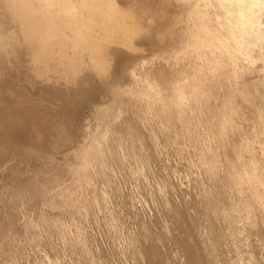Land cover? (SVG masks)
<instances>
[{
	"label": "bare ground",
	"instance_id": "6f19581e",
	"mask_svg": "<svg viewBox=\"0 0 264 264\" xmlns=\"http://www.w3.org/2000/svg\"><path fill=\"white\" fill-rule=\"evenodd\" d=\"M1 1L3 4L1 15L5 17L4 20L12 25H17L12 28L11 55L5 48L0 50L1 81L7 82L15 78L12 77V72L19 70L23 74V79L21 77L19 81L28 84L33 90L39 83L46 84L54 97L59 80L70 81L85 66L83 62L86 63V61L83 60L81 49L87 55L88 67L105 79L115 94V99L110 104L97 105L101 116H112L115 121L112 123H107L109 122L107 121L106 124H102L105 127H102L101 124L98 125L93 135L87 137L82 143L76 155L79 161L70 166V173L74 176L73 181L64 184L61 176L57 175L52 185L36 184L31 191H28V195L23 193L21 196L23 204L26 199L29 202L41 199L54 211H68L73 214L88 213L90 196L98 195L96 187L91 185L97 175L94 171L97 172L95 167L98 161L103 160L106 155L116 158L119 155L118 147L122 146L123 139L129 140V142L132 140L131 146L139 142V146L144 143H141L143 135L140 131L142 130H137L133 124L132 117L136 114L148 119H158V126L169 133L171 142L174 144L175 142L178 144L181 137L183 139L189 137L193 140L196 136L195 142H199L203 138L205 147L199 146L203 149L199 151L198 157L200 155L205 171L211 175L210 177L214 176L219 179V167L220 165L224 166L222 162L220 164L222 156L223 161L226 162V170L224 169L226 173L223 174L225 176L221 175L223 176L221 179L223 178L224 184L226 182L228 185L226 188L231 187L228 189L241 192V194L245 186L246 189H248L247 187L250 189L244 191L250 193L251 190L252 199L248 198L247 194V196L240 194L244 197L242 200H245V197L248 199L247 202L241 201L245 203L241 208L245 210L244 217H247L243 221H247L256 229V224L260 219L262 222L260 226L264 227L262 226V224L264 225V160L256 156L255 143L252 142L250 134H247L250 131L248 132L247 129L246 132L240 125L245 120L243 106L251 102V88L257 87L259 85L257 83L263 80L253 81L251 78L244 77L245 73L242 74V72L251 63L254 64L253 62L258 61L255 50L256 52L260 51V55L257 57L260 60L263 59L260 67H264V31L262 32L264 28V0ZM177 36H180L182 40L179 45L174 41ZM137 38H145L150 42L149 44L146 42L138 44L136 43ZM165 45L167 48H164ZM157 46L167 50L169 55L167 60H163L162 63L152 67L144 74L137 72V63L128 65L124 69L125 75L129 78L128 83L123 82L122 77L114 73V61L119 49L126 48L133 51L139 49L144 52L153 50ZM142 63L146 64L147 58H144ZM247 63L249 65H246ZM5 85L7 84L5 83ZM21 103L19 101L20 105ZM260 110L259 121L262 120V130L264 131V113L263 109ZM129 111L133 115H128ZM121 117L124 119H121V122L119 121L117 124L116 119L118 121ZM239 118L244 119L239 123ZM143 125L145 124L143 123ZM198 136L201 138H197ZM140 139L141 141H138ZM154 140L152 142H155ZM118 143H120L119 146ZM258 144L264 154V143ZM221 183L223 182L221 181ZM222 185L221 187L224 189L225 185ZM90 186L93 189L89 194L88 187ZM229 190L227 191L228 195L233 193ZM20 192L19 190L18 193ZM222 192L218 196L215 195L213 201L208 203V208L210 213H213L212 216L219 215L231 225L232 217L237 214L232 212L235 209L232 210L229 207L231 210H228L229 208L226 210L224 206L220 205L223 204V198L227 195L226 190L224 193ZM209 193L206 195L209 196ZM209 197L212 200L213 195ZM202 199L204 200V198ZM232 200L227 199L228 202L233 203ZM224 202L226 201L224 200ZM204 203L206 204V201ZM204 203L201 205L208 206H205ZM22 205L20 206L23 207ZM230 205L228 204V206ZM237 209L239 210V207ZM40 219H43L44 223L48 221L51 225L58 227L63 238H69L67 228L69 223L66 224L61 215L46 218L45 213H41ZM233 219H235L234 223L238 218ZM146 224L149 225V223ZM210 226L206 239V242L210 241L208 250L207 246L206 248L201 245L200 239L193 238L192 233L187 235L188 238L185 237L182 242L180 241L183 247L181 258L183 264H221L219 246L223 243V237L235 239L237 231L232 227L233 230L230 229L227 234L225 232L223 235L215 227L217 224L214 225L212 222ZM242 227L244 226L242 225ZM248 227L250 228V226ZM258 229L261 228L258 227ZM82 231L78 228L77 234L70 238L78 246L80 245L82 251L88 254L89 247L87 248ZM149 243L148 247L146 246L144 249V254H146L144 256L148 259V264H165L159 247H157L159 243L154 242L156 245L150 244V246ZM138 256L140 257V255ZM138 260L140 262V259ZM169 263L171 264V262Z\"/></svg>",
	"mask_w": 264,
	"mask_h": 264
},
{
	"label": "rangeland",
	"instance_id": "374dc122",
	"mask_svg": "<svg viewBox=\"0 0 264 264\" xmlns=\"http://www.w3.org/2000/svg\"><path fill=\"white\" fill-rule=\"evenodd\" d=\"M2 9L3 4L0 0V50L5 48L11 55L12 28L17 25L4 20L5 17L1 15ZM174 41L179 45L182 40L180 36H177ZM143 42L149 44L150 40L145 38L136 40L138 44ZM164 48L167 46L165 45ZM164 48L157 46L153 50L144 52L139 49L133 51L121 48L116 53L114 73L121 76L123 82L128 83L129 78L125 75V67L137 63V72L144 74L169 58ZM80 52L83 53V60L86 61V63L83 62L85 66L78 73L79 75L77 74L70 81L60 79L54 97L46 84L39 83L33 90L28 84L19 81L21 77L23 79V74L19 70L12 72V77L15 78L10 81H1L0 77V264H148L144 249L148 247L151 240L154 241H151L149 246L155 244L154 242L159 243L157 247L165 264L169 262L183 264L181 242L192 233L193 238L200 239L201 245L207 246L208 250L210 241L206 242V239L212 222L214 225L217 224L215 227L222 234L225 232L227 234L230 229L237 231L235 239L223 237L224 241L222 240L223 243L219 246L221 264H252L254 262L264 264V227L260 226L262 222L260 219L257 220L255 229V226L253 228L247 221H243L247 217H244L245 210L241 207L245 203L242 202H247L248 199L245 197L247 200H242L244 198L242 196L248 195V198L252 199L251 190L250 193L244 191L245 186L241 194L228 189L231 187L226 188L228 185L226 182L224 184L223 178L221 179L226 173V162L223 161L222 156L220 164L222 162L224 166L219 167V179L210 177L211 175L205 171L200 155L198 157L199 151L205 147L203 138L198 136L197 138L201 139L195 142L196 136L193 140L189 137L187 138L190 140L181 137L178 144L177 142L174 144L171 142L169 133L158 126L159 121L156 118L148 119L136 114L132 117L134 127L139 131L142 130L140 131L143 135L142 141L141 139L138 141L144 142L141 144L143 149L141 145L139 146L140 142L134 144L137 146L134 148V145L131 146L132 140L129 142L123 139L122 146L118 143L119 155L117 154L116 158L106 155L103 160L98 161L95 167L97 172L94 171L97 175L93 180L94 183L91 184L98 190V195L90 196L88 213L73 214L68 211H54L41 199L32 200L34 203L26 199V205L23 204L21 196L23 193L28 195V191H31L36 184L52 185L57 175L61 176L64 184L71 183L74 176L70 173V166L79 161L76 155L82 143L87 137L93 135L98 125L102 126L107 121H109L107 123L115 121L112 116H101L97 110V105L104 103L108 105L115 99L114 92L105 79L88 67V58L84 50L80 49ZM259 52L255 50L258 61L251 63V68L247 67L249 70L244 69L242 74L245 73L244 77L257 82L263 79V83L261 81L257 83L259 84L257 87L251 88V102L242 105L245 120L239 118L238 121L240 123L243 120L240 125L245 131L247 129L248 132L250 131L247 134H250L252 142L255 143L256 156L264 160V154L258 144L264 143L263 122L259 121V110L263 109L264 113V67H260L263 59L258 58ZM144 58H147L146 64L142 63ZM14 79H17V82ZM19 101L22 102L21 105ZM131 114L133 115L129 111L128 115L131 116ZM121 119L124 118L121 117L118 121L116 119V123L119 124ZM257 137L260 139L258 140ZM153 140L155 142H152ZM221 185H225L226 192ZM92 187H88L89 194ZM247 188L246 190L250 189ZM19 190L22 193H18ZM218 190L221 192L224 190L222 193L226 194L228 190L233 192H228L229 195L223 198L226 202L223 200V204H220L226 210L229 207L232 210L235 209L232 212L237 214L233 215L238 219L233 223L235 217H232V226L221 216H212L213 213H210L208 208L209 202L213 201L215 195L221 194ZM207 193L213 195L212 200L209 194V196L206 195ZM228 198L230 200L234 198L233 203L231 201L229 203ZM201 203L208 206L204 207ZM203 207L208 214L203 213ZM236 207H239V210ZM230 208L228 210H231ZM255 210L258 211L257 208ZM41 213H45L46 218L61 215L65 223H69L67 225L69 238H63L58 227L51 225L48 221V224L44 223V220L40 219ZM83 214L86 216L84 217ZM239 220L241 221L238 222ZM77 227L83 230L84 240H86L87 248L89 247L88 254L71 240L77 234Z\"/></svg>",
	"mask_w": 264,
	"mask_h": 264
}]
</instances>
